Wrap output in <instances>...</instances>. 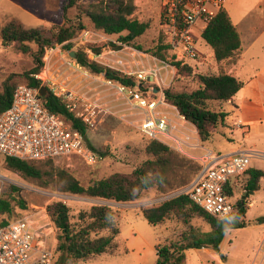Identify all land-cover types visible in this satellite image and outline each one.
Here are the masks:
<instances>
[{"label":"rangeland","instance_id":"obj_1","mask_svg":"<svg viewBox=\"0 0 264 264\" xmlns=\"http://www.w3.org/2000/svg\"><path fill=\"white\" fill-rule=\"evenodd\" d=\"M92 1L94 0H4L0 2V32L8 22L16 20L26 28L43 29L47 36H51V32L57 31L63 25L79 22L85 25V31L94 33L85 36L84 31L79 32L73 40L47 49L41 70L43 76L47 78L42 86H46L64 101H68L67 97L70 93L75 95L79 112H84L88 118L89 143L104 155V161L98 165H88L77 158L55 160V165L72 173L84 186H88L91 181L107 178L115 173H132L151 158L147 153L150 141L140 130L141 110L129 103L130 96L128 92L120 90L121 84L115 81L110 83L104 74L95 75L87 71L77 63L74 57L70 56L71 51L82 50L89 54L93 53L94 48H98L101 49V54L90 58L103 66L116 67V61L124 59L129 70H144L149 74L154 70L158 71V78L153 75L147 77L141 87L142 91H145L147 95L150 93L149 96L153 98L161 97V92L164 94L167 88H173L179 92H192L199 87L197 75L214 73L213 70L199 66H196L192 73L180 72L172 64L174 61L167 50H161L166 61L154 56L153 52L164 45V32L160 26L162 0L135 1L138 4L137 8H141L140 13L145 15L144 21L149 23L150 27L135 42V45L131 46L122 45L117 35L109 36L94 29L90 20L81 13V9ZM204 27L206 23L199 20L192 32L201 53L207 54V48L201 37ZM69 42L73 44L71 50L63 47ZM32 46L36 49L35 44ZM118 46L121 48H117ZM114 51L118 54L112 53ZM96 57H98L97 60ZM34 67L32 55L19 52L14 45H3L0 36V90L10 75L22 74ZM15 80L18 85L26 84L21 76H16ZM220 105L219 102H210L209 107L217 111L222 109ZM171 106L169 104L163 109L179 122L176 118L177 112ZM228 110L231 111L232 107H228ZM234 118L233 113L230 116V122ZM212 136L215 138L208 144L207 141L203 142L195 135L193 138H198L199 145L202 147L227 152L231 138L226 127L219 124ZM191 142L196 143L195 139ZM238 144H241V141ZM171 145L168 146L175 152L171 181L175 186L166 190L149 189L143 192L139 199L131 202L74 195L63 191L57 182L49 178L43 180L25 178L8 167L6 157L2 155H0V174L7 179L4 190L9 191L13 186L18 187L21 189L20 197L28 202L29 209L25 211L16 207L15 217L18 219L28 216L41 225L50 222L54 232L52 234L54 246L57 229L47 211L49 204L55 201L65 203L69 207L73 222L78 221L81 211H89L93 205H107L113 209L120 228L117 238L118 248L111 250L110 254L96 255L78 264H156L157 246L178 241L180 235L187 230V226L176 217H172L158 227L152 226L143 216V210L166 201L170 193L179 189L177 183L181 179L191 178L199 164L197 157L202 153V149H198L196 145L185 147L182 152ZM247 146L264 150V129L253 130ZM238 194L242 200L245 195L244 185L239 186ZM244 208L246 214L242 221L245 227L239 228L242 223L240 222L239 227L228 231L221 245V254L212 249H186L187 264H264V251L258 252L264 240V224L261 223V219L264 218V179L261 180L260 190L245 200ZM191 224L202 232L211 230L210 225L201 218L193 219Z\"/></svg>","mask_w":264,"mask_h":264},{"label":"trees","instance_id":"obj_2","mask_svg":"<svg viewBox=\"0 0 264 264\" xmlns=\"http://www.w3.org/2000/svg\"><path fill=\"white\" fill-rule=\"evenodd\" d=\"M136 0H94L81 9L93 25L96 31H101L109 36H118L122 45H135L149 29L147 22L140 21L136 16ZM85 25H63L57 31L47 36L41 28H26L16 20L8 22L0 32L3 45H14L23 54L34 57L35 67L22 74H12L3 83L0 90V113L6 111L12 104L14 94L18 88L16 76L25 79L26 85L32 88H40L41 81L35 77L40 74L44 66L43 57L49 48L64 44L73 40L79 32H85ZM202 40L210 46L217 62H222L232 57L241 48V37L232 23L229 13L223 9L209 21L201 34ZM36 45V49L33 48ZM63 47L67 50L73 48L69 42ZM121 48L118 46L117 48ZM139 49L141 47L138 46ZM167 46H161L153 52L154 56L166 61L161 50ZM94 55H100L101 49L94 48ZM77 63L87 71L95 75L104 74L110 81L120 83L125 87H135L137 80L132 75H127L117 69L106 67L91 60L90 55L82 50L76 52ZM178 70L192 73L193 66H183L179 62L172 63ZM199 87L192 92H179L173 88L164 91L167 103L176 107L180 115L195 126L203 142L212 138L214 129L219 124H224L229 114L223 109L224 103L233 97L244 87V82L225 73L212 75H197ZM47 108L60 116L73 129L79 130L89 143L87 132L89 123L71 112L66 101L49 89V94L42 97ZM210 102H219L221 110H212ZM147 153L151 156L140 167L130 174L115 173L107 178L91 181L88 186L81 182L66 169L55 165V160L28 161L15 157H6V164L28 179L43 180L49 178L57 182V185L65 192L74 195L113 200L116 202H131L139 199L143 192L158 188L166 190L175 185L171 181L172 166L175 152L160 141L149 139ZM90 145V143H89ZM93 149L92 145H90ZM98 151V150H97ZM37 162H45L44 164ZM197 165V164H196ZM201 170L198 164L193 176L183 178L177 183L181 188L190 185ZM264 179V171L251 169L249 177L244 183L245 195L238 205V213L228 220H217L209 215L201 207L195 204L188 195H180L166 200L143 210V216L152 226H160L172 217H176L187 230L180 235L176 242L157 246L156 264H187L186 249H212L221 254V245L229 230L234 229L232 221L240 219L243 225V217L246 214L245 200L260 190L261 180ZM21 189L11 187L4 190L1 196L2 223L8 224L17 218L15 210L29 209L28 202L20 197ZM48 214L57 229L56 245L54 246L55 264H78L96 255L110 254L111 250L118 248L117 238L120 228L113 209L107 205H93L89 211H81L78 221L73 222L69 207L62 201H55L48 205ZM195 218H201L211 227L209 232L196 229L191 223ZM264 224V218L261 219ZM105 233V234H103Z\"/></svg>","mask_w":264,"mask_h":264},{"label":"built area","instance_id":"obj_3","mask_svg":"<svg viewBox=\"0 0 264 264\" xmlns=\"http://www.w3.org/2000/svg\"><path fill=\"white\" fill-rule=\"evenodd\" d=\"M4 0H0L2 2ZM227 0H162L160 26L164 32L163 44L174 62L195 68L202 59L193 29L199 20L206 25L224 9ZM85 36L94 34L88 31ZM118 54V52H112ZM90 57L95 55L90 52ZM98 57H96L97 60ZM111 67L132 75L137 80L135 87L119 85L128 92L130 102L141 110L140 130L149 139H154L181 152L185 147H198L202 153L197 157L201 170L194 181L170 193L166 200L180 195L190 199L212 217L223 221L238 213V188L244 185L251 169L264 171V151L246 148L232 152H221L199 145L197 132L180 113L177 119L161 110L169 106L164 94L153 98L141 90L143 81L158 71L129 70L123 59ZM35 77L45 84L43 73ZM112 83V81H110ZM40 88L21 84L15 91L11 106L0 113V155L28 161H46L77 158L88 165H98L104 155L93 149L84 134L70 127L62 116L51 112L39 95ZM67 107L88 122L85 113H80L73 93L68 95ZM175 116V115H174ZM195 139L196 143L191 141ZM257 163L261 164L258 165ZM7 181L0 174V264H55L53 229L50 222L41 225L30 217H21L8 224L2 223L1 196ZM240 220V219H239ZM264 251V240L258 252Z\"/></svg>","mask_w":264,"mask_h":264},{"label":"crops","instance_id":"obj_4","mask_svg":"<svg viewBox=\"0 0 264 264\" xmlns=\"http://www.w3.org/2000/svg\"><path fill=\"white\" fill-rule=\"evenodd\" d=\"M226 4L224 9L229 13L232 23L240 34L241 48L232 57L217 62L212 48L203 40L208 53H201L202 59L195 64V67L213 70V74L224 71L244 82V87L232 100L223 105V109L229 114L223 124L231 138L227 152H232L252 148L247 146L250 134L257 128L264 129V0H235V2L227 0ZM136 5L138 6L137 3ZM140 12L141 8H137L135 16L145 22V15ZM130 66L134 68L133 65ZM126 68L128 69V65ZM171 107L179 113L176 107ZM228 107H232V110L229 111ZM161 110L165 111L163 107ZM233 113L235 118L230 122V116ZM191 126L200 138L195 126L192 124ZM213 138L215 137L212 136L206 143L213 141ZM240 141L241 144H238Z\"/></svg>","mask_w":264,"mask_h":264},{"label":"water","instance_id":"obj_5","mask_svg":"<svg viewBox=\"0 0 264 264\" xmlns=\"http://www.w3.org/2000/svg\"><path fill=\"white\" fill-rule=\"evenodd\" d=\"M70 56L76 58V52L71 51L70 52ZM48 94H49L48 88L46 86H41L40 89H39V95H40V97H44V96H46ZM232 225H233V227H239L240 220L239 219H234L232 221Z\"/></svg>","mask_w":264,"mask_h":264}]
</instances>
